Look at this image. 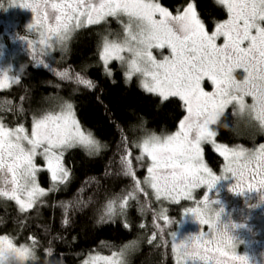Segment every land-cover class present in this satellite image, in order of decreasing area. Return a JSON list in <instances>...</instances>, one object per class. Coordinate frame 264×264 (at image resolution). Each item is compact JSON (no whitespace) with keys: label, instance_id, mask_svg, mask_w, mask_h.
I'll use <instances>...</instances> for the list:
<instances>
[{"label":"snow or ice","instance_id":"1","mask_svg":"<svg viewBox=\"0 0 264 264\" xmlns=\"http://www.w3.org/2000/svg\"><path fill=\"white\" fill-rule=\"evenodd\" d=\"M216 2L223 7L226 18L211 30L193 0H184L174 10L162 0H12L11 7L31 14L26 27L38 33L39 39H16L26 45L37 66L44 67H49L43 58L48 50L56 44L65 45L78 30L106 23L109 18L121 22L122 39L105 36L99 46V60L106 74L111 76L110 63L119 61L126 65V80L140 76V87L145 92L158 96L161 102L177 98L186 113L177 131L164 136L152 133L133 144L139 148V156L133 157L125 138L119 174L130 177L132 185L128 191L106 199L99 210L100 222L106 218L111 221L117 214L123 216L130 202L139 203L142 194L146 200L143 207L152 210L155 229L148 237L149 244L176 225L175 231L167 232L171 240H164L165 245L170 243L175 264H264V250L255 247L260 242L253 238L252 228L235 219V209L219 195L226 190L243 196L249 209L264 204V143L252 149L217 143V132L212 127L227 119L231 108L233 116H247L264 131V0ZM125 17L127 23H123ZM154 49L161 50V54L167 50L168 54L157 59ZM55 74L87 89L95 87L80 72L73 74L64 69ZM19 80L10 65L0 67V90ZM209 82L212 91H206ZM247 97L251 104L246 102ZM6 103L11 105L10 101ZM207 144L223 158L220 174L205 163ZM76 147L93 154L99 152L100 143L81 125L70 101H64L58 112L34 115L30 130L22 123L9 127L0 118V199L14 201L20 213L43 204V198L58 188L42 187L38 173L46 170L54 186L67 184L71 171L64 165V154ZM37 157H43V167L36 163ZM145 158L146 175L141 180L133 160L141 162ZM202 188L207 191L197 199L193 193ZM85 190L82 187L79 191ZM152 198L172 204L189 200L193 206L185 208L181 219L175 221L166 209L158 213L152 209ZM92 200L89 196L87 201L61 204L62 223H69L74 207H87ZM183 225L197 227L182 231ZM124 227L131 228L126 219ZM139 227L144 229L146 225L141 223ZM28 240L30 244H18L13 237L0 235V264L35 260L38 241L35 236ZM136 243L130 241L110 256L89 254L83 264H125L127 250ZM240 246H244L243 253L238 251ZM45 251L52 254L51 249Z\"/></svg>","mask_w":264,"mask_h":264},{"label":"trees","instance_id":"2","mask_svg":"<svg viewBox=\"0 0 264 264\" xmlns=\"http://www.w3.org/2000/svg\"><path fill=\"white\" fill-rule=\"evenodd\" d=\"M3 1L0 0L1 7ZM162 2L174 10L184 0ZM193 2L209 30L216 22L226 18L223 7L215 0ZM2 26L5 27L0 24V32ZM14 27L10 33L15 35V41H10L19 50L16 43L20 41H16V37L27 34V27ZM100 28L90 26L73 33L66 50L55 54L58 55L56 60L43 57L49 67L37 66L29 51H24L26 64L19 76V83L0 90V118L7 126L15 127L22 123L29 128L32 117L47 112L53 97L61 96L73 103L76 118L81 125L104 144L97 155H89L80 147L67 149L64 165L71 171L70 180L67 184L57 186L58 190L50 191L43 198L44 203L38 204L28 213H20L14 201L0 199V234L13 237L16 242L26 241L29 236L36 237L38 258L27 264H80L89 252L110 254L132 240H136L139 247L125 264H174L170 243L165 245L164 240H171L167 232L175 231L176 225L167 229L165 236L159 239V245L156 241L149 244L148 237L155 231L151 209L144 211L133 202L123 215V221L116 218L105 222L99 220L100 205L113 195L128 191L132 185L130 177L119 174L125 138L133 157L139 156L140 150L132 147L133 144H138L147 133L165 134L173 131L185 114L177 98L161 102L158 96L145 92L133 81L126 82L115 62L109 65L111 76L104 72L98 57L102 35ZM5 32L6 28L3 29V36ZM64 69L72 70L73 74L80 72L91 79L95 87L87 89L56 76L57 71ZM9 107L12 111L7 110ZM240 123L229 108L227 119L212 126L217 132L216 140L246 147L260 141V133L252 130L247 123L243 126ZM204 149L205 162L218 170L223 164V158L209 144ZM145 163V160H133L141 180L146 171ZM38 181L44 187L50 185L45 171L38 173ZM82 187L86 189L83 193L79 191ZM89 196L93 197L92 202L87 207H74L69 215V223L64 225V211L60 205L65 202L75 204L79 199L87 201ZM140 197L145 199L143 195ZM150 203L157 213L161 208L166 209L167 215L175 221L185 208L192 205L189 200L172 204L167 201L157 202L154 198ZM124 218L131 225L130 229L124 227ZM141 223L146 225L144 229L139 227ZM46 249H51L52 254L48 255Z\"/></svg>","mask_w":264,"mask_h":264},{"label":"rangeland","instance_id":"3","mask_svg":"<svg viewBox=\"0 0 264 264\" xmlns=\"http://www.w3.org/2000/svg\"><path fill=\"white\" fill-rule=\"evenodd\" d=\"M216 1V0H215ZM20 2V0H16V3H19ZM11 4H12V0H4L3 1V7H1V5H0V20L2 21V23L5 25V28H6V35H4L2 38H0V67H7V66H11V71L12 72H14L16 75H18V76H20L21 75V72H22V70H23V67H24V65L26 64V54H25V52H28V49H27V47H26V45H22V43L20 42V43H16L17 44V46L19 47V50L16 48V47H14L13 45H12V43H11V41L10 40H12V41H15V35H13V34H11L10 32L11 31H13V29L12 28H15L14 26H21V27H23V28H25V26L28 24V23H30L31 22V14L29 13V12H27L26 10H21V9H19L18 7H11ZM6 9V10H5ZM123 23H127V18L125 17V18H123ZM93 26H95V27H101L100 28V31H101V33H102V35H101V40H100V42H99V45H98V51H99V46H100V44H101V42H102V40H103V38L105 37V36H108L109 37V39H122V37H123V24L121 23V22H118L116 19H113V18H109L108 19V21L106 22V23H101L100 25H93ZM18 28H20V27H18ZM21 29V28H20ZM21 30H24V29H21ZM20 36H26L28 39H30V40H38L39 39V36H38V33H36V32H29L28 30H27V34H21ZM5 39H6V42H7V44L5 43ZM70 40V39H69ZM69 40L66 42V44L65 45H60V44H56V45H54V47H53V49H49L48 50V55L46 56V57H48V58H50V59H53V60H56L57 58V56L58 55H55L56 53H63L65 50H66V48H67V46H68V42H69ZM16 41H19L18 39L16 40ZM40 48V46L39 45H37V49H39ZM25 51V52H24ZM153 52H154V55L157 57V59H162L163 58V55H167L168 54V52H167V50H164L163 51V53L161 54V50H159V49H154L153 50ZM123 55H125L126 57L128 56V54L127 53H124ZM98 57H99V55H98ZM112 62H115V64H116V67L121 71V74H122V77H123V79L126 81V82H131V81H133L139 88H141L140 87V79H141V77L140 76H138V75H135V76H133V78L129 81V80H126L125 79V76H124V72L126 71V65H121V63L119 62V61H112ZM111 62V63H112ZM100 64H101V66H102V68H103V70H104V72H105V69H104V66H103V64H102V62L100 61ZM112 70V69H111ZM106 73V72H105ZM238 78H241V77H239L238 76ZM142 89V88H141ZM143 90V89H142ZM213 89H212V86H211V84H210V82L208 83V85L206 86V91H212ZM53 102L51 103V106H50V108L48 109V111L47 112H49V111H51V112H58V111H60V109H61V105L64 103V101H69V100H67V99H63L61 96H56V97H53ZM71 102V101H70ZM246 102L248 103V104H251L252 103V100H251V98L250 97H247L246 98ZM72 103V102H71ZM73 104V103H72ZM232 110V109H231ZM186 114V113H185ZM184 114V115H185ZM39 115H41V114H39ZM183 118V117H182ZM236 119H238L241 123L240 124H242V126L243 125H245L246 123L251 127V129L252 130H254V131H257L258 133H260L261 134V139H260V141H257L254 145H252V146H249V147H246V146H244V145H242L243 147H245V148H249V149H252V148H255V147H257L258 145H260V144H262V143H264V131H261L260 129H259V126L258 125H256L254 122H252V121H250V119L247 117V116H236ZM26 127V126H25ZM177 127H178V125H177ZM177 127L173 130V131H171V132H169V133H165V134H157V133H155L156 135H159V136H164V135H169V134H171V133H173V132H175V131H177ZM26 128H28V127H26ZM30 128H31V125H30V127L28 128L29 130H30ZM152 133H154V132H151V133H147L145 136H147V135H150V134H152ZM144 136V137H145ZM97 139V138H96ZM143 139V138H142ZM216 139V138H215ZM98 140V139H97ZM216 142L217 143H219L217 140H216ZM100 143V149H99V152L101 151V149H102V147H103V143L102 142H99ZM222 144H225V143H222ZM211 147H212V145L211 144H209ZM229 145V144H228ZM241 145V144H240ZM229 146H235V145H229ZM213 148V147H212ZM83 149V148H82ZM85 150V149H84ZM85 152L88 154V152L85 150ZM98 152V153H99ZM98 153H96V152H94L93 154H89V155H97ZM145 168L147 167V158H145ZM36 163L39 165V166H41V167H43L44 166V159H43V157H37L36 158ZM206 163V162H205ZM207 164V163H206ZM208 165V164H207ZM223 165V164H222ZM209 166V165H208ZM210 167V166H209ZM211 168V167H210ZM215 173H217V174H220L221 173V169H222V166H220L219 168H218V170H215V169H213V168H211ZM45 172H46V174L48 175V177H49V180H50V185H49V187H44V186H42L41 184V186L42 187H44V188H57V186H54L53 184H52V181H51V179H50V174L45 170ZM146 175V171H145V174H144V176ZM144 178V177H143ZM143 178H142V180H143ZM40 183V182H39ZM149 192L151 191L150 189L148 190ZM207 191V189L206 188H202V189H197L194 193H193V195L197 198V199H200V198H202L203 197V195H204V193ZM125 192V191H124ZM228 194H230L229 192H227L226 190H222L220 193H219V195L221 196V198L227 203V200L229 199V197H226ZM140 196H142V194L140 195ZM106 201V200H105ZM133 202H135L136 203V206L139 208V209H142V210H146L147 208L146 207H143L144 205H145V203H146V200L145 199H143V197H140V200H139V203H137L136 201H131L130 203H133ZM168 202V201H167ZM105 203V202H104ZM103 203V204H104ZM102 204V205H103ZM102 205H100V206H102ZM191 206H193V204L191 205ZM228 206H229V208H230V205L228 204ZM101 209V208H100ZM163 208H161L160 209V211L162 210ZM119 211V210H118ZM261 214L262 213H264L263 211H261L260 212ZM99 215H100V213H99ZM98 215V216H99ZM182 216V215H181ZM181 216H180V218L179 219H177L176 221H179L180 219H181ZM118 219V220H122L123 221V216L122 215H119V214H117L116 216H114L113 218H112V220H114V219ZM250 218V217H249ZM125 219V218H124ZM106 220H107V218H106ZM248 221H250L249 219H248ZM249 225H251V224H253L252 222H251V224L250 223H248ZM197 226H195V225H183V226H181V230L182 231H187V230H191V229H193V228H196ZM255 229V230H254ZM254 229H252L253 230V233L255 234V236L258 238V236L257 235H259L260 233H263V230L261 229V228H254ZM205 231H207V228L205 227V229H204ZM166 231H168L167 229H166ZM170 231V230H169ZM241 231H243V230H241ZM0 235H2V234H0ZM256 238V239H257ZM159 237H158V239L156 240V244H158L159 245ZM132 241H136V240H132ZM16 242V241H15ZM137 242V241H136ZM16 243H18V244H23V243H28V244H30L31 243V241H29L28 239H26V241H22V242H16ZM128 242H126V243H124V244H122L121 246H120V248L119 249H121L125 244H127ZM138 247H139V244L138 243H136L135 244V246L134 247H129V249L127 250V252H126V255H125V262H127L128 260H129V258H130V256H131V254L136 250V249H138ZM244 246H240L239 248H238V251L239 252H241V253H243L244 252ZM117 251H119V250H117ZM35 254H36V259L38 258V254H37V252H36V250H35ZM89 254H92V255H97V254H99V255H101V256H110L112 253H110V254H104V253H99V252H96V251H92V252H89L85 257H84V259H82V261H81V263L80 264H83V261L89 256ZM35 259V260H36ZM33 261V260H32ZM174 264H175V261H174Z\"/></svg>","mask_w":264,"mask_h":264},{"label":"flooded vegetation","instance_id":"4","mask_svg":"<svg viewBox=\"0 0 264 264\" xmlns=\"http://www.w3.org/2000/svg\"><path fill=\"white\" fill-rule=\"evenodd\" d=\"M0 24H3L2 21H0ZM5 27L2 26V31L0 32V36H3V29ZM226 197H229L227 200V204L230 205L231 209H235V213H233V216L235 219H237L239 222H251L253 224L249 225L250 228H261L263 230V233H260L258 238L254 235V239L260 242V245H256L255 247L261 250H264V213H260L261 211L264 212V204L261 205V207L249 209L245 205V197L243 196H236L233 194H228ZM253 203L258 202L257 200H253ZM250 217V218H249ZM248 219L250 221H248ZM246 220V221H245ZM257 238V239H256Z\"/></svg>","mask_w":264,"mask_h":264}]
</instances>
